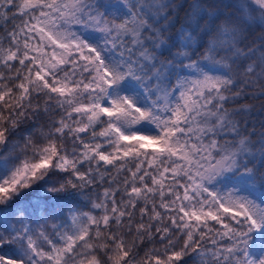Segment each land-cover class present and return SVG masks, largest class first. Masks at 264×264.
<instances>
[{
    "label": "snow or ice",
    "instance_id": "6c2138e0",
    "mask_svg": "<svg viewBox=\"0 0 264 264\" xmlns=\"http://www.w3.org/2000/svg\"><path fill=\"white\" fill-rule=\"evenodd\" d=\"M264 0H0V264H264Z\"/></svg>",
    "mask_w": 264,
    "mask_h": 264
},
{
    "label": "trees",
    "instance_id": "16d2710c",
    "mask_svg": "<svg viewBox=\"0 0 264 264\" xmlns=\"http://www.w3.org/2000/svg\"><path fill=\"white\" fill-rule=\"evenodd\" d=\"M248 103H249V104H253V103H255V104L257 105V108L255 109L253 115L249 117V119H250V120H256V121H258V120H260V119H264V115H262V114L260 113V109H259V107H258V105H259V101L248 100Z\"/></svg>",
    "mask_w": 264,
    "mask_h": 264
}]
</instances>
